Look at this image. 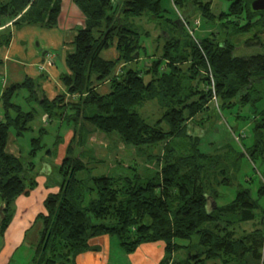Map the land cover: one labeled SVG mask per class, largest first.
<instances>
[{"label": "trees", "instance_id": "trees-1", "mask_svg": "<svg viewBox=\"0 0 264 264\" xmlns=\"http://www.w3.org/2000/svg\"><path fill=\"white\" fill-rule=\"evenodd\" d=\"M72 1L84 17L83 27L76 30L73 51L65 56V71L58 79L73 101L64 104L65 94L52 101L37 98L38 85L31 78L10 85L0 96L4 111L0 119V201L5 215L0 235L11 222L17 197L36 186L35 165L23 163L6 151L11 129L16 137L33 130L34 109L25 112L12 102L15 93L26 89V100L37 103L45 122L58 116L73 130L58 167L59 190L46 197L45 214L36 218L42 228L29 264H71L77 255L92 250L91 239L103 235L115 237L126 253L141 244L161 242L163 264H246L247 257L260 261L264 211L248 190L237 191L225 205H215L220 197L215 188L230 180L209 179L218 156L201 150V137L189 133L188 123L203 125V119L196 121L200 114L208 120L213 95L218 101L214 108L218 114L222 109L250 106L254 116L245 119L251 121L252 144L244 151L251 161L258 160L264 166V106L254 109L256 102L264 104V10L253 11L254 0H226L228 11L218 16L224 21L222 27H229L234 38L253 33L245 44L256 47L250 49V55L237 56L239 45L230 39L218 40L214 34L191 38L179 50L185 16L167 18L161 0ZM171 2L175 8L197 11L205 21L216 17L211 0ZM60 11L61 0H0V19L6 18L14 28H53ZM143 15L163 20L180 31L172 33L174 36L164 31L163 53L152 55L150 65L139 69L140 56L146 54L140 37L149 34L135 29L128 18ZM3 23L0 21V27ZM10 37V30L1 29L0 46ZM160 39L158 35V43ZM108 48L117 52L113 61L99 56ZM144 76L148 77L146 82ZM104 84L107 91L99 92ZM149 101L163 110L152 124L136 110ZM92 131L116 135L135 157L144 158L142 173L132 166L126 175H92L88 163L73 154L74 148L85 145ZM43 133L45 130L40 129ZM31 144V156L43 149L41 138L32 139ZM159 145L156 154L147 151ZM257 194L264 196V182ZM247 222L252 223V229L240 230V225ZM191 240H196L197 248ZM178 241L190 244L183 247ZM182 247L188 255L173 259Z\"/></svg>", "mask_w": 264, "mask_h": 264}, {"label": "rangeland", "instance_id": "rangeland-1", "mask_svg": "<svg viewBox=\"0 0 264 264\" xmlns=\"http://www.w3.org/2000/svg\"><path fill=\"white\" fill-rule=\"evenodd\" d=\"M117 1L118 0H114L115 3ZM211 2V11L216 17L212 21H205L197 11L192 9H187L184 11L183 9L175 8L172 5L171 0H161V6L165 10L164 14L167 18L176 20L178 19L179 15H184L186 17H183L184 20L186 19V23L183 21L185 25H183V34L179 35L181 39L179 50H182L184 44L191 38L203 39L206 37H213L212 34H214L218 40L230 39L235 43L236 46L239 45L237 46L235 52L237 56H246L252 54L253 52L250 49L256 47H247L245 43L247 39L253 35V33L239 36L240 38H234L231 29L229 27H222L224 21L218 19L220 13L228 11L229 2L226 0H211ZM61 6L62 8L56 28L47 29L40 28L38 26L32 28L30 27L29 29L18 30V33L15 36L17 42L21 39H25L26 45L30 44L32 48L42 49L44 51H54L58 54L62 53L61 60L58 58L59 61L56 62L59 73L65 71L64 56L67 55L66 51L61 47L53 50L48 45V42L49 40L56 38L65 41L70 33L66 31L68 30L67 27L77 24L78 21L76 15L72 12V9L75 6L72 0H61ZM0 21L5 22L6 18H1ZM197 21L198 25L196 24ZM128 22L130 25H133L134 28L136 27L141 32H147L149 34V36L142 35L140 37V43L145 49L146 57L142 53L138 66L133 64V69L135 66L139 69H143L145 65L148 67L150 65L151 59L153 58L151 57L152 55L157 54L156 56L158 57L163 53V46L166 41V37L163 34L164 31L170 33V35L173 36L174 34L172 33L176 32L177 30L180 31V29H174L163 20H153L144 15L136 18H128ZM189 31H192V35L189 33ZM158 35L161 38L159 43L156 40ZM31 39L32 41L30 43ZM261 41L264 42V34H261ZM157 46L158 52L156 53L155 49ZM257 48L261 51L259 47ZM99 56L102 60L113 61L117 57V52L113 48H108L106 50H102ZM144 79L146 82L148 77L144 76ZM98 91L106 92V86L101 85ZM17 93V96H14L12 102L21 106L25 112L34 109L36 115L33 122L31 123V126L33 127L32 131L26 132L19 137L15 136L12 129L9 131V136L11 139L7 143L6 151L8 152L14 150L19 152L21 161L23 163L31 162L36 168L41 166L43 161H49L50 163H53L55 158L59 156L58 153L60 152V149L62 147H68L69 144L65 140L67 133L66 122L61 123V120L58 116H54L48 120V122H45V120L42 119L43 113L40 107L37 104H27L25 102L24 97L26 99L29 96L28 91L26 89H21ZM208 105V120H206L207 118H205V115L200 114L196 117V121L203 119V125L189 121L188 131L193 136L195 135L201 137L200 148L203 152L218 156V165L215 170L209 171L211 172L209 179L213 181V179L220 180L221 178L225 177L230 180L228 184L215 188L217 193L220 194V197L218 200H216L217 205H225L232 201L235 193L239 190H248L251 198L256 200L261 211H264V196H259L257 194L260 183L264 182V166L261 165L260 161L258 160L251 161L244 151V147L249 148L252 144V139L250 136L251 121L245 119L246 117L249 118L254 116V114L251 113L250 106L243 108L235 107L233 109H222L218 114L214 109L218 106V101L216 98L215 101L211 100ZM263 106L264 104H262V102H256V107L254 109L258 111ZM37 107H39V109ZM136 110L137 113L150 124L157 121L163 113V110L155 101H149L144 105L137 107ZM3 114L4 111L0 106V116H3ZM40 129H44L45 133L41 135ZM56 137H59V141H63V143L59 142L58 147L55 150L56 145L54 142ZM12 138H14V140ZM35 138H41V145L43 146L44 151H52V155L50 157L43 151V149L37 151L34 156H31V140ZM159 149L160 145L158 147L148 148L147 151L150 154H156ZM143 163L144 158L136 157L129 163V165L131 167L137 166L136 168L140 169L142 166H145ZM129 165L127 164L126 166L128 167ZM94 172V176L102 175L100 173ZM121 173H125V170H121ZM103 174L114 175L111 167L107 168L106 172ZM256 214L259 216V211H257ZM251 229V222L240 225V230L250 231ZM190 242L192 245H194V247L197 248V245L195 244L196 240H191ZM178 244L184 247L190 243L189 241H178ZM183 247L179 248V250L175 252L173 256L175 260L183 259L185 255H188L186 249ZM24 250L25 248L19 250L16 253L14 257L15 262L13 261L11 264H27L30 261L32 253L27 255ZM262 253L264 256V248ZM248 264L260 263H255L250 260Z\"/></svg>", "mask_w": 264, "mask_h": 264}, {"label": "crops", "instance_id": "crops-1", "mask_svg": "<svg viewBox=\"0 0 264 264\" xmlns=\"http://www.w3.org/2000/svg\"><path fill=\"white\" fill-rule=\"evenodd\" d=\"M72 12L78 19L77 24L67 27L68 30L66 31L70 33L65 41L58 38L49 40L48 45L51 49L54 50L61 47L66 51V54L73 51L71 44L76 30L83 27L84 17L76 6H74ZM36 26L38 25H25L20 28H14L11 22L5 21L0 27V30L5 28L11 31L8 43L0 46V96L10 85L21 83L26 78H31L38 85L37 98L45 97L47 100L52 101L56 97L65 94L64 104L70 103L73 101V98L65 92L58 79L60 73L56 62L59 61L58 58L61 60L62 53L58 54L54 51L35 49L30 44L26 45L25 39H21L18 42L15 39L18 30ZM38 27L43 28L41 26ZM56 27L57 25L47 29H54ZM31 41L32 39L30 43ZM104 86L106 85L104 84ZM17 94L15 93L14 96H17ZM24 100L27 104H37L33 100H26L25 97ZM0 106L2 108L1 102ZM37 108L39 109V107ZM69 113L70 111L67 110L66 114ZM44 117L45 115L42 116V119ZM64 122L65 120L61 121V123ZM66 125L67 133L65 140L70 143L73 137V130L70 125L67 123ZM10 139V136H8V142ZM12 139L14 140V138ZM59 140V137H56L54 142L56 145L55 150L58 147ZM60 143H63V141ZM67 149V147H62L58 153L59 156L55 158L53 163L43 161L41 166L35 167V188L27 195H21L15 200L11 209V222L4 233L0 235V264H11L14 261L16 253L24 248L27 255L32 253L33 256L34 247L38 243L39 233L42 228L41 222L36 220V218L38 214H45L43 202L46 197L57 193L59 190L61 178L57 169L65 157ZM8 152L15 157H20V153L17 151L11 150ZM44 152L49 157L52 155V151L50 150ZM73 154H76L75 156L88 163V166L92 169V175L94 171V173L106 175L103 173L110 167L114 175L129 174L132 170L129 163L136 158L134 151L124 146L116 135L106 136L98 131L89 133L85 145L74 148ZM127 164L129 165L128 167L126 166ZM123 169L125 173H121ZM142 171L143 167L138 170L141 173ZM2 205L0 201V206ZM215 205H217L216 202ZM213 207L214 203L211 201L209 208L212 209ZM89 246L92 250L77 255L71 264H163L165 259L164 245L161 242L141 244L132 253H126L120 247L115 237L103 235L91 239ZM250 260L255 263L264 264V256H262L260 261L257 258L247 257L246 264Z\"/></svg>", "mask_w": 264, "mask_h": 264}, {"label": "water", "instance_id": "water-1", "mask_svg": "<svg viewBox=\"0 0 264 264\" xmlns=\"http://www.w3.org/2000/svg\"><path fill=\"white\" fill-rule=\"evenodd\" d=\"M251 8L253 11H262L264 10V0H254L251 3ZM4 211V206H0V224L1 221L5 218V215L3 213Z\"/></svg>", "mask_w": 264, "mask_h": 264}, {"label": "built area", "instance_id": "built-area-1", "mask_svg": "<svg viewBox=\"0 0 264 264\" xmlns=\"http://www.w3.org/2000/svg\"><path fill=\"white\" fill-rule=\"evenodd\" d=\"M196 24L198 25V21L196 22ZM189 33H191V35H192V31H189ZM211 77V76H210ZM211 82H212V79H211ZM212 88V87H211ZM212 100L213 101H215V96L213 95V97H212Z\"/></svg>", "mask_w": 264, "mask_h": 264}]
</instances>
